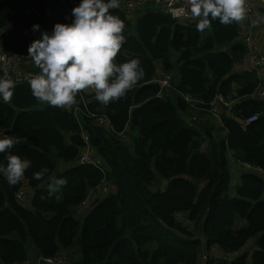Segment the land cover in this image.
<instances>
[{
  "label": "trees",
  "instance_id": "trees-1",
  "mask_svg": "<svg viewBox=\"0 0 264 264\" xmlns=\"http://www.w3.org/2000/svg\"><path fill=\"white\" fill-rule=\"evenodd\" d=\"M44 5L0 0L6 52L28 56L32 26L47 24ZM257 10L264 15V7ZM110 12L125 23L118 61L139 58L145 72L124 96L102 105L84 90L71 106L41 107L26 83L14 87L9 103L0 101V137L17 141L0 153V165L6 167L9 153L32 162L15 186L0 177V264H31L28 240L38 258L65 254L71 264H78L75 244L82 254L79 264H200L205 247L220 249L228 257L223 264H264V177L242 170L241 182L233 185L237 166L228 159L231 150L237 161L264 171V101L246 98L256 88L255 78L236 72L246 56L239 22L224 25L217 19L198 32V21L181 25L150 7L135 20ZM158 65L176 77L175 90L164 97L155 83ZM219 93L239 100L240 120L259 119L244 130L223 109L227 140L212 121L203 133L189 128L184 116L191 109L182 94L208 103ZM101 116L111 121L112 130L97 123ZM83 133L104 172L78 164L86 147ZM44 168L48 173L33 179ZM51 176L68 181L59 201L47 198ZM104 183L111 193L95 199L78 238L76 209ZM23 189L30 193L26 203L17 198ZM251 243L252 255L246 251Z\"/></svg>",
  "mask_w": 264,
  "mask_h": 264
},
{
  "label": "clouds",
  "instance_id": "clouds-1",
  "mask_svg": "<svg viewBox=\"0 0 264 264\" xmlns=\"http://www.w3.org/2000/svg\"><path fill=\"white\" fill-rule=\"evenodd\" d=\"M191 17L198 18L196 30L203 32L219 19L224 25L244 18V0H187ZM121 0H80L72 9L71 23L54 25L51 33L41 31L39 24L32 26L40 38L28 47V56L38 74L29 80L32 96L53 107L63 108L76 102L83 90L94 89V99L102 105L124 96L145 72L139 58L120 63L122 45L126 42L124 21L110 12L120 7ZM181 14L184 8L178 9ZM14 82L5 67L0 75V101L9 103L14 94ZM84 97L80 96L83 101ZM17 143L10 135L0 137V153H6ZM6 167L0 173L10 186L17 185L26 170L32 166L30 159L7 154ZM48 169L33 173L41 180ZM66 178L49 177L47 198L60 200L59 193L66 187ZM42 199L45 197L42 196Z\"/></svg>",
  "mask_w": 264,
  "mask_h": 264
},
{
  "label": "built area",
  "instance_id": "built-area-1",
  "mask_svg": "<svg viewBox=\"0 0 264 264\" xmlns=\"http://www.w3.org/2000/svg\"><path fill=\"white\" fill-rule=\"evenodd\" d=\"M44 3L51 1L59 5L60 10L66 14L70 21L72 20L71 13L72 9L79 5L78 0H41ZM257 6L264 7V0H244L245 14L244 18L239 22L242 32V43L246 48V56L244 63L245 66L243 71L251 73L255 78L256 88L254 91L247 95L246 98L254 99L258 101H264V51L261 47V41L259 36V28L264 24V15L258 14ZM153 8L156 11L164 13L170 16L176 23L181 25L191 24L198 21V18L191 17V14L187 11L190 8L187 0H121L120 7L118 9H112L126 14L129 20H135L137 13L146 8ZM184 8L185 13L181 14L178 9ZM260 20H263L262 23ZM41 31H45V26L41 27ZM0 33V73L3 74V69L6 67L10 78L13 80L15 87L29 83V80L33 78L36 72L26 71L21 63L29 57H23L16 54L8 53L3 48V39ZM40 32H33L31 34L32 41L40 38ZM160 76L155 79V83L159 84L161 87L160 97H164L166 94L174 91L175 76L170 73H165L162 70L159 72ZM89 92L95 93L94 89H86ZM84 91V90H83ZM182 97L187 102L190 107V112L185 117L186 124L189 128L203 133V129L206 126V116L210 119V122H214L217 129L225 130L223 135L225 140L228 139V131L223 120V109H226V113L233 116L242 128L246 130L248 126L253 124L259 119V115H255L251 118L240 120L237 118V114L241 111L235 110V104L239 100L225 99L220 93L215 95V97L208 103L195 98L189 94H182ZM97 117L96 115H91V118ZM97 123L100 126L108 130H112L113 126L111 121L105 117L101 116L97 118ZM83 139L86 143V147L83 149L81 156L79 157L78 164H86L96 167L101 171H105L98 160L97 153L94 148L90 146V137L83 133ZM207 143L203 144V148L206 149ZM229 161L240 167L246 172L255 173L257 175L264 177V171L253 165L237 161L234 157V152L228 151ZM3 166V165H0ZM5 167V166H4ZM3 174L0 173V177ZM112 187L110 184L104 183L103 185L97 187L90 192L88 199L81 205L82 208L89 206L92 199L104 198L111 193ZM29 194L27 190L23 189L17 194V198L20 202L26 203L29 200ZM204 261H207V256L203 257ZM32 264H71L70 259L65 255L61 254L57 258L45 259L37 258Z\"/></svg>",
  "mask_w": 264,
  "mask_h": 264
},
{
  "label": "crops",
  "instance_id": "crops-1",
  "mask_svg": "<svg viewBox=\"0 0 264 264\" xmlns=\"http://www.w3.org/2000/svg\"><path fill=\"white\" fill-rule=\"evenodd\" d=\"M44 13L46 16V25H45V31H48L49 33H51L53 27L55 24H57L59 19L64 20L65 22L71 23L70 18L64 14L60 8L59 5L57 3L51 2V1H47L44 5ZM259 36H260V41H261V47L264 51V24L261 28H259ZM21 66L26 70V71H32V72H39V69L36 68V66L34 65V62L31 59H26L25 61H23L21 63ZM245 69V66L241 65H237L236 68V72H241ZM162 70L161 65H158V75L157 78L160 76L159 72ZM175 76V74H173ZM176 79V77H175ZM188 116L185 115L184 118ZM204 118H208L206 116H203ZM209 121L206 122L209 123ZM216 130L218 131V129L216 128ZM242 170L241 168L237 167H233L232 170V181H233V185H237L239 182H241V177H242ZM253 247L254 245L251 243L247 248L246 251L250 252V255L253 254ZM207 256V261L203 260L204 256ZM38 257H36L35 259L31 260V264L37 259ZM228 257L220 250L217 249L215 247H212L211 249H207V247L204 248L202 255H201V261L200 264H223V262L225 260H227Z\"/></svg>",
  "mask_w": 264,
  "mask_h": 264
},
{
  "label": "rangeland",
  "instance_id": "rangeland-1",
  "mask_svg": "<svg viewBox=\"0 0 264 264\" xmlns=\"http://www.w3.org/2000/svg\"><path fill=\"white\" fill-rule=\"evenodd\" d=\"M262 21H263V20H260L261 23H262ZM171 56H172L173 61L176 62V61H177V58H178L177 53H176L175 51H172V52H171ZM177 70H178V67L175 66V68H174V72L176 73ZM44 105H45V103H43V105H41V107L44 106ZM209 120H210L209 118H206V122L209 121ZM166 185H167V182H164V187H165ZM96 199H101V198H96ZM94 201H95V200L92 199L91 202H90V204H89V206H86V207H84V208L80 207V208L76 209V217H77V219L81 222V229H80V231H79L78 238H80V235H81V233H82L83 219H84V217L87 215V213L93 208ZM72 248H73V250H75L76 253H77L75 259H76L77 263L79 264V263L81 262V259H82V254H81L80 248H79L78 244H75V246L72 247ZM26 250H27V253H28V257H29L31 260H33V259H35V258L37 257V255H38V251H37V249H36L34 243L32 242V240H28V241H27V243H26ZM73 254H75V253H73ZM73 254H72V255H73ZM34 262H35V261H34Z\"/></svg>",
  "mask_w": 264,
  "mask_h": 264
}]
</instances>
